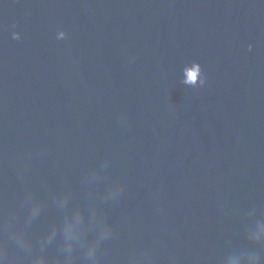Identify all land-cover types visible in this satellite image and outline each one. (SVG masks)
Masks as SVG:
<instances>
[{
  "label": "water",
  "instance_id": "water-1",
  "mask_svg": "<svg viewBox=\"0 0 264 264\" xmlns=\"http://www.w3.org/2000/svg\"><path fill=\"white\" fill-rule=\"evenodd\" d=\"M0 264H264V0H0Z\"/></svg>",
  "mask_w": 264,
  "mask_h": 264
}]
</instances>
